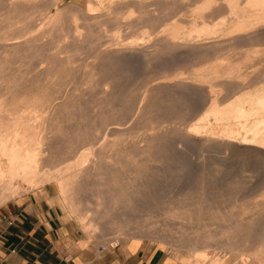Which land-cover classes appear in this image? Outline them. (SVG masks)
I'll list each match as a JSON object with an SVG mask.
<instances>
[{
	"label": "bare ground",
	"instance_id": "1",
	"mask_svg": "<svg viewBox=\"0 0 264 264\" xmlns=\"http://www.w3.org/2000/svg\"><path fill=\"white\" fill-rule=\"evenodd\" d=\"M96 1L98 2L97 4L89 3V6L85 11H82L81 9H75L72 7L71 9L68 8L65 11H59L55 14L50 13L51 14L50 15L49 12H46L47 7L49 9L48 6L49 4L47 5V3L45 2L46 4L40 6V4H43L44 1L43 3H40V0H0V75L6 67H7L6 68L7 72L13 74L14 72L13 73L11 72L13 68V67L11 68V65L14 64L17 65V70L22 73V74L20 73L21 76H18L19 79H14L11 77H10L11 79H9L7 76L4 75L5 71L0 77V88L3 87V90L0 91V206L5 204L9 200L17 197L18 194L20 195L21 191L19 190L22 184L26 186L28 185V187L38 188L42 184L56 181L60 186L59 189L60 192H62V195H66L67 192L70 193V191H68V187L73 179L76 180L84 179L92 174H95L98 166H100L103 163V162L100 163L101 161H97L95 159L90 160L91 163H87L89 161V157L92 154H95L96 152L95 150H97L96 148L99 147V145L98 146L96 145L101 139L100 137L101 134H103L104 137L107 138L108 136L111 137L120 136L122 135V131H124V129L120 128L121 126L126 127L124 125L127 124L129 125L133 124V126H137L139 123H141L144 120H145L144 122H146V120L151 121L154 110L155 108H157L155 107L156 103L155 104L153 103V98H154L153 96L155 94L160 96L161 93H164L166 91H172L175 92L176 94L177 93L182 94L183 92L189 91L193 87L198 85L197 83L195 84V82L198 81L197 75L199 74L207 75L208 72L213 74L212 75V77L214 76L213 82L215 81L210 87L211 89L209 90L211 96L209 100V106L205 107L206 112L202 118L200 117L201 118L200 121L198 122L199 119L198 120L196 119L198 123H194L192 127L191 126L189 127V129H185L187 128V124H185L186 127L185 128L182 127L183 128L182 131L186 132L190 136L189 141L194 146L200 145L202 143H213L219 146L220 148H222L223 151H225L226 153L237 149L251 150L260 153L264 152V0H120L119 5L115 9H113L114 6L113 4H112L113 6L110 5V7H112V9L110 8V11H112L115 15L112 18V20H114L113 22L115 23L117 30L118 27L119 28L124 27L126 29V32L129 34L128 36H126L125 39L122 37L124 40L131 39L127 43H124L122 39L121 41L123 43H120L121 42L119 40L120 37L119 38L116 37L115 33L114 34L111 33L113 36L112 35L109 36V34L100 30L99 26L102 24L103 20H99V17H96L95 15L98 14L99 11L103 10V8L106 7L109 1L108 0H96ZM58 2H59L58 0H52L51 5L56 6ZM114 2H118V1H114ZM63 14H66V16L68 14L69 16L73 15L72 16L73 21L81 20L83 21V23L81 22L82 24H76V25H72L73 24L72 23L71 27L69 23L67 24V26L69 25L70 28L64 30V28L66 27L63 26L64 27L63 28L62 24L60 25V22L62 21L63 18L62 17ZM106 14H109V12ZM37 15H39L40 17L41 15H43L44 17H42V19L47 18L49 20L48 23L47 20L46 22L43 19L48 24L47 25L48 28L44 32L40 31L41 33H37L39 31H36V29L39 28L36 27ZM106 20L107 19H105V21ZM110 20L111 19H109V21ZM40 23L42 22L40 21ZM101 27H102L101 29H103V25ZM82 29L84 30L85 33L82 32L83 31ZM96 29L99 31L98 38L96 37L97 36L95 34L96 32L94 33ZM120 32H123L125 34L124 30L123 31L120 30ZM195 32L198 34L195 35ZM45 37L48 38L51 37L49 39L52 38L53 39L48 43L47 42L43 43L46 40ZM105 37H108L109 39L104 41L103 39ZM68 38H71V41H69L70 40L69 39L68 40L69 42L67 43ZM61 41L63 42L62 46L60 47L57 46L56 43H61ZM53 45H56L57 48L59 47L60 50L58 51L55 50L56 52H52L53 49L52 47H54ZM105 45L106 47H104ZM114 45H119V46L113 47ZM102 46L104 49H101ZM241 49L243 50L239 51ZM84 50H87L86 52H88L89 50L92 53V56L90 55L92 57V58L90 57V59H92L91 62L90 61L87 62L86 60L82 62V60L78 57L79 54L84 53ZM238 55L241 56L246 55V57L247 56L255 57L256 59H258L257 60L258 63L262 64L263 66V68L259 70L258 73H255L253 77H250L247 83L246 81L244 80L242 81L241 79L240 82H233L235 80L232 79V75L234 74L235 70H238L240 67L236 68V66H233L237 62L235 63L233 62V60L230 59L231 57L233 56L235 57ZM131 56H136L141 60L143 59L147 67L144 68L148 69V72L150 74H148L147 77V73L145 72L146 73L145 77H147V81L145 80L146 83L145 84L143 83L144 87L143 90L141 89L142 92L139 98L133 101V103L130 101L128 105L124 106L125 105L124 104L121 106V102H119V99H121V97H123L124 95L121 96L122 94H120V91L116 89L117 86L116 87L114 86L110 77L108 78L104 76L105 74L103 73H102L103 75L100 76V74L101 71L104 72V70H106V68H104L105 61L119 60L120 62L122 61L127 62L129 60L132 61L130 59ZM116 65L117 63H115V66L113 65L111 66L116 67ZM31 67H33V69L35 67V70L37 69V71L39 70L38 74L40 78L39 80H37L39 82H34L32 83L33 85L28 87L27 86L28 84H26L27 81L25 82L23 80L25 78L27 79L29 78L26 75H29L28 73H30ZM77 68L80 70V72H83L87 76L85 77V81L83 80L85 85H92V84H93L92 86L95 85L96 86V87L94 86L95 88L98 87V89H100L99 91L101 95L99 97L109 100L110 105H116V107L117 105H120V108L118 112H116V115L115 113L114 115L112 114L113 116H110L109 114L110 118H108L109 116L107 118H102V121L104 122L99 123V125L100 124L102 125L98 127L95 125L96 127L95 128L93 127V132L91 131L92 133L87 138L84 144H82L80 147L73 146L74 149H72L71 151L75 153L74 157L78 159L76 163H74L75 165L69 163L65 165L70 160V159H66L63 160L62 163H60V165L64 164V166L58 169L60 165H58L57 167H51L49 165L50 154H53L56 146L53 145V142L55 140L53 131L54 128H56V126L62 120L63 113L60 110L68 106V104H70V100L73 97V92L71 93L69 89L68 90L66 89L64 91L59 90L60 95L56 96L54 95L56 90L55 92L52 89H51L52 91L51 90L48 91V88L52 85L53 87L62 86V85L67 86L68 84L67 83L63 84L64 82L63 83L60 82V79L65 76L64 73L68 71L70 72L76 70ZM185 73H190L192 75L190 81L183 76ZM247 74L249 73L247 72ZM247 74L243 75V77L247 76ZM96 76H98L99 78V80L96 79L97 81L94 78ZM111 76L113 77V74ZM78 83L80 82L78 81ZM70 86L68 88H70ZM139 86L140 84L138 85V87ZM214 86L215 87L219 86L225 90L227 89L226 94H222V96L215 95L216 91L214 92V90L212 89V87ZM22 88L25 89L21 90ZM43 88L47 89V91L45 90L46 91L45 92ZM129 88L131 89V87ZM130 89H129V93H130ZM88 93H90V91ZM93 104H95V102ZM82 105H86V104L82 103ZM192 108L190 113L189 112H188L189 114L187 113L190 116L189 118L194 119L196 116L198 118V116H200L198 115L200 112L191 113ZM115 109L117 110V108ZM176 112H180V111H176ZM78 114H80V112ZM89 114L90 113H88V115ZM183 114L184 113H182V115ZM179 115L181 116V114ZM37 119L39 120L36 123L37 125L31 123L32 120L36 121ZM211 120L213 121L212 123ZM65 121L67 120L65 119ZM97 122L98 121H96V123ZM146 127H148V125ZM83 131L84 130H82V133H84ZM123 135L125 134L123 133ZM145 136L143 135L144 138ZM111 137H109V139ZM143 140L145 141V139ZM137 143L138 142H136V144ZM125 145H127V143ZM160 146H162L161 143ZM149 147L150 146L148 145L144 151L142 150V154L139 155L140 161H142L141 158L152 155V148ZM156 149L158 148L156 147ZM182 150L183 149H181L180 151ZM71 151L69 152L71 153ZM107 152H109V149ZM56 154L59 156L58 153ZM147 157L143 158V160L146 161ZM180 157L181 156H179V158ZM56 159L57 158H55L54 160ZM105 162H106V166L108 167L107 171H109V169H114L115 167L114 163H112L114 165L113 166L109 161H107V159ZM115 163L117 164L119 162L115 159ZM132 163L135 164V162L133 161ZM55 168H57L58 170L57 171L55 170V172H53L52 170ZM51 171L53 173H51ZM98 178L100 179V176ZM130 181L134 182L135 178L130 176V180L128 182ZM98 184L100 185V191L93 193L92 196L93 199L95 200L93 202L95 206V217L93 215L92 217L94 218L86 222L85 215L92 210V207L88 204L87 207L80 209L77 206V204H75L74 212L80 211V213L76 212V214L78 216V219L82 222L84 229L86 230V232H88L90 238L98 237V230L100 229L102 236L116 234L115 241H119V242L126 241L127 238H129L126 237V235L130 237L132 235L130 231H128L126 228L123 227L124 223L127 221L126 219L128 218V214L127 217H124L122 215V210L123 208H125V204L120 203L123 199V196L120 193V191H122L123 189L120 190V188H114V191L117 190V192H115V194L112 193V195H109L108 192L103 190L105 184H103V181L101 179L99 180ZM72 187L73 186H71V188ZM191 188L193 189V186ZM186 189L187 188H185V190ZM72 199L73 198H71V200ZM73 202L74 201L72 200V203ZM127 203H129V201ZM169 211H170L169 213H172L173 215L174 214L183 215V217H186L184 215L187 214V212H189L190 209L183 208L182 210H180L179 208L176 209L171 208V210ZM123 214L125 215L126 213ZM116 216L118 218L117 219L118 222H113V219H110V222L111 223L113 222L114 224V228H111L112 226L108 224L109 221L108 218H112ZM106 219L108 220L104 224L103 222L106 221ZM188 220L191 221V218ZM101 223L103 224L101 225ZM221 230L223 231V229ZM176 231L178 232V230ZM224 233L225 234L222 235L224 237L226 236L227 241H229L231 239L230 237L232 236L231 235L232 229L229 228ZM211 237L212 234L209 231H206L201 235L199 234L198 239H196L195 243L196 245L198 243H201V245L199 247L194 245L191 248H189L188 257H186L185 259L181 260L180 259L181 257L175 254L176 258L179 260V264H219L218 259H216L215 257H209L206 251V248L208 247L209 244L208 242L211 240ZM132 238L133 239L129 238L130 243L132 245L136 244L135 243L136 240H139V237L138 238L132 237ZM129 239L127 240L128 242ZM133 240L134 242L132 243ZM119 244L121 245V243ZM194 261H196L197 263H195ZM225 263L226 262H224L223 264Z\"/></svg>",
	"mask_w": 264,
	"mask_h": 264
},
{
	"label": "rangeland",
	"instance_id": "2",
	"mask_svg": "<svg viewBox=\"0 0 264 264\" xmlns=\"http://www.w3.org/2000/svg\"><path fill=\"white\" fill-rule=\"evenodd\" d=\"M43 1H44V3H43ZM51 1L52 0H40V3H43V4H40V6H42L46 3H47V5L49 4L48 5L49 9L50 8L51 9L49 10L47 7V11H46V12H49V14L50 13L55 14L59 11H65L68 8L71 9L72 7L75 9H81L82 11H85L88 8L89 3H94V4L98 3L96 0H58L59 1L58 4L56 6H52ZM108 1L109 2L106 5L107 8L106 7L103 8V10L99 11L98 14L95 15L96 17H99V20H103L102 24L100 23L101 25L99 26L100 30L109 34V36L112 35L111 33H113V34L115 33L116 37H118V38L120 37L119 38L120 41L122 39V41L124 43H127L131 39H128V40H124V39L129 34L126 32V29L124 27L119 28L117 26L118 27V30H117L116 25L113 22L114 20H112V18L115 15L112 11H110V8L112 9V7H110V5L111 6L114 5L113 9H115L119 5L120 0H111L113 2L118 1V2H114L116 4H114L110 0H108ZM108 5H109V7H108ZM108 8H109V10H108ZM105 12L106 13L109 12V14H106ZM108 15L109 16L111 15V16L109 17ZM72 16L71 15L69 16V14L67 16H66V14L62 15L63 18L61 21L62 23L60 22V25L62 24V27L63 26L66 27V28L63 27L64 30L69 29L72 25L83 23V21H81V20L73 21ZM37 17H36V19L38 21L36 20V22H37L36 27H39V28H37L36 31H39L37 33H41L42 31L44 32L48 28V26H47L48 24L46 22L48 21V23H49V20L47 18L46 19L43 18L45 21L47 20L45 22L42 19V17H44L43 15H41V17L39 15H37ZM105 19H107V20L105 21ZM109 19H111L112 21L111 20L109 21ZM40 21L42 23H40ZM105 22H107V23H105ZM39 23H40V25H39ZM41 24H42V26H41ZM67 24H69L70 27H69V25L67 26ZM102 25H103V29H101ZM40 27L42 30L40 29ZM120 30L121 31L124 30L125 34L123 32H120ZM82 32L85 33L84 30ZM98 32L99 31L97 29L94 31V33L97 35L96 36L97 38H98ZM197 34L198 33L195 32V35H197ZM54 35H55V33H54ZM49 38H51V37H49ZM49 38L45 37L46 40L44 39L45 41L43 43H45V42L48 43L49 41H51L53 39V38L52 39H49ZM105 38L103 39L104 41L109 39L108 37H105ZM68 40L71 41V38L67 39V43L69 42ZM122 41L120 43H123ZM62 43L63 42L61 41V43H56V44H57V46L60 47V46H62ZM106 45H108V44H106ZM106 45L104 47H106ZM53 46L54 47H52L53 48L52 52H56V51L60 50V48L58 47L59 48L58 49L56 45H53ZM116 46H119V45H114L113 47H116ZM101 49H104L103 46ZM242 50L243 49H241L239 51H242ZM86 51L87 50H84V53L79 54L78 57L82 60V62H84L85 60L87 62H89V61L91 62L92 59H90V57L92 56V53L89 50H88V52H86ZM245 51H246V49H245ZM251 56H252V54H251ZM133 57H135V58H133ZM86 58L87 59L89 58V59L87 60ZM130 59L132 61H130V60L127 62L126 61L120 62L119 60H117V61L116 60L105 61L104 68H106V70H104V72L101 71V74H100V76L105 74L104 76H106L108 78L110 77L114 86L115 87L117 86L116 89L120 91V94H122L121 96L124 95L123 97H125V98L121 97L122 101H121V99H119V102H121V106L124 104H125L124 106L128 105L130 101L133 103V101H135L137 98H139V96L141 95V92L143 90V87H144L143 85L147 81L148 74H150L148 72V69H146L147 67H146V64L144 63L143 59L141 60L140 58H137L136 56H131ZM230 60H233V62H235V63L237 62L236 64L233 63V64H235L233 66H236V68L240 67L238 69L239 71L235 70L234 74L232 75V79L235 80L233 82H240L241 80L242 81L244 80L247 83V81H249L250 77H253L255 75V73H258V71L263 68L262 64H259L257 61L258 59H256L255 57H250V56L246 57V55H243V56L238 55L235 57L234 56L231 57ZM109 62H111V63H109ZM123 62H125V63H123ZM115 63H117V65L118 64L119 65L118 66L116 65V67H113V66H115ZM123 64H126V65H123ZM134 64H135V66H134ZM14 65H11V68L13 67L11 70L12 73L14 72L13 74H11L10 72H7V69H6L7 67H6L5 68L6 70L4 69L2 71L0 77L2 76V74L5 71L4 75L7 76L9 79H11V78L19 79L18 76H21L22 73L17 70V65L16 64H14ZM111 65H113V66H111ZM129 65H131V66H129ZM144 67H146V68H144ZM115 68H117V69H115ZM250 68H252L254 70H252ZM108 72H110V73H108ZM145 72L147 73V77H145L146 76ZM247 72L251 75L247 74ZM252 72H253V74H252ZM15 73H16V75H15ZM38 73H39V70L38 71H37V69L35 70V67H34V69H33V67L30 68V73H28L29 75H26L29 78L28 79L25 78L23 80L25 82L27 81L26 84H28L27 85L28 87L33 85L32 83H34V82H39V81H37L40 78ZM204 73H206V72H204ZM74 74H75V76H74ZM112 74H113V77L111 76ZM210 74L211 73L208 72L207 75H203V74L197 75L198 81L195 82V84L197 83L198 85H196L195 87H193L189 91L183 92L182 94H178V93L176 94L175 92H172V91H166L164 93H161L160 96L155 94L153 96L154 97L153 103L154 104L156 103L155 107H157V108H155V110H154L155 114L153 113L151 121L146 120V122H144L145 121L144 120L141 123H139L137 126H133V124L132 125H129V124L124 125L126 127L129 125L127 128L121 126L120 128L124 129V131H122V135H123V133L125 135H123V136L122 135L112 136V137L108 136V138H107V137H104L103 134H101V136H100L101 139L99 140L98 144L96 145V146L99 145V147L96 148V146H95V148L98 151L95 150L96 151L95 154H92L91 155L92 157L91 156L89 157V161L87 163H91L90 160H93V159H95L97 161H101L100 163H102V162L103 163L100 166H98L95 174H92L89 177L84 178V179H77V180L73 179L71 181V183L69 184V187H68V191H70V193L67 192L66 195H62V192H60V189H59L60 186L58 185V183L56 181L42 184L38 188L37 187H35V188L34 187H28V185L26 186V185L22 184L20 187V190H19V191H21L20 195L18 194L17 197H15L11 200H14L18 197L25 195V194H30L33 192L40 191L45 187L52 188V192L56 196L58 203L62 207L67 220H69L73 224V227L75 230V247L80 251L89 252L90 254H93V255H100L103 252H106V251H109V250L115 248L116 246H121V247H122V245H123V247L125 245L127 246L128 244H131L130 239H133L132 237H134V238L139 237V240H136L135 241L136 244H133V246L134 245H140V243L146 242V243H148L149 247H151L153 249L161 248L163 250L162 251L163 260L168 258V261H170V263H167V264H179V260L176 258V255H179L181 257L180 258L181 260L188 257L189 248H191L194 245L198 246V247L201 245V243H198V241H197V243H198L197 245L195 243L196 239H198L199 234L201 235L202 233L209 231V232H211L212 237H211V240L208 242L209 244H208V247L206 248V251H207L209 257H215L216 259H218L219 264H223L224 262H226L225 264H228V263L229 264L230 263L231 264H264V152L260 153V152H255V151H251V150H245V149H242V150L239 149L238 150L237 149V150H232V151L226 153L225 151H223L222 148H220L219 146H217L213 143H202L200 145L194 146L189 141L190 136L186 132L182 131L183 128L186 127L185 124H187V128H185V129H189V127L190 126L192 127L194 123H198L206 112L205 107L209 106V100L211 97L209 90L211 89L210 87L212 86V84L215 82V81L213 82V80H214L213 79L214 76L212 77L213 74H211V75ZM246 74H247V76L243 77V75H246ZM64 75L65 76L60 79V82H62V83L64 82L63 84L67 83L68 84L67 86L62 85V86H54L53 87V85H52V86H50L51 88L50 87L48 88V91H50L52 89L55 92V90H56V92L54 94L56 96L60 95V91H64L66 89L67 90L69 89V91L71 93L73 92V97L70 100V104H68V106H66L60 110L63 113L62 114V120L56 126V128H54V131H53L54 136H55V140L53 142V145H56L55 149L56 148L57 149L56 150L54 149L53 154H50L49 165L51 167H57L58 165H60V163H62L63 160H66V159H70V160L65 165H67L68 163L75 165L74 163H76V161L78 159L76 157H74L75 153L72 152L71 150L74 149V147H76V146L80 147L82 144H84L86 142L87 138L93 132V127L95 128L96 126L98 127V126L102 125V124L99 125V123L104 122V121H102V118H107L109 116V114H110V116H113L114 113L116 115V112H118V110L120 108V105H117V107H116V105H110L109 100H106V99H103L102 97H99L101 95L100 91H99L100 89H98V87L95 88L96 87L95 85H94L95 87L92 86L93 84L92 85H85L83 80L85 81V77H87V76L83 72H80V70L78 68L76 70H73L70 72L68 71V72L64 73ZM31 76H34V77H31ZM73 76L75 79L73 78ZM183 76L185 78H187V80H189V81L192 78V75L190 73H185ZM71 77H72V80H71ZM96 77H94L95 80L96 79L99 80L98 76H96ZM78 81L80 83H78ZM79 84H80V87H79ZM139 84H140V86L138 87ZM75 85H77V86H75ZM133 85H134V87H133ZM69 86H70V88H68ZM89 86L93 91L89 88ZM57 87L60 89H58ZM76 87H77V89H76ZM129 87H131V89ZM214 87H212V89L214 90V92L216 91L215 95H217V96H222V94H226V92H227V89L225 90L219 86H217L215 88ZM25 88H22L21 90H24ZM31 88H34V87H31ZM87 89L90 91L91 94L88 93L89 91ZM129 89H130V93H129ZM2 90H3V87L0 88V91H2ZM43 90L47 91V89H44V88H43ZM94 90H96V91H94ZM80 91H81V93H80ZM125 95H127V96H125ZM165 97H167V98H165ZM183 97H185V98H183ZM175 99H176V101H175ZM190 99L192 102L190 101ZM77 101H78V103H77ZM168 101L169 102L171 101V102L169 103ZM94 102H95V104H93ZM82 103L86 104V105H82ZM132 105H134V104H132ZM169 105H171V106H169ZM79 106H80V108H79ZM86 106H88V107H86ZM98 106H100V107H98ZM194 106H196V107H194ZM115 108H117V110ZM191 108H192L191 113H193V112L199 113L200 112L198 114V115H200V116H198V118H197V116L194 119L189 118L190 116L188 114L190 113ZM99 109H100V111H99ZM76 110L79 111L80 114H78L79 112H77ZM112 110H113V112H112ZM176 111H180V112H176ZM88 113H90V114L88 115ZM105 113H107V114H105ZM182 113H184V114L182 115ZM96 114H97V116H96ZM166 114H167V116H166ZM179 114H181V116ZM169 115H171V116H169ZM110 116L108 118H110ZM185 117L187 119L189 118L192 120H189V119L187 120ZM64 118L67 121H65ZM180 118H181V120H180ZM88 119H89V121H88ZM92 119H93V121H92ZM176 119H178V120H176ZM196 119L197 120L199 119L198 122L196 121ZM63 120L65 121V123ZM32 121H31L32 124L33 123L36 124L37 121H39V120L38 119L36 121L34 120L35 122L34 121L32 122ZM96 121H98V122L96 123ZM212 122L213 121L211 120V123ZM147 125H148V127H146ZM144 126H145V128H144ZM63 127H65V128H63ZM79 128H80V130H79ZM132 128H133V130H132ZM153 128H154V130H153ZM163 128H164V130H163ZM90 129H92V130H90ZM145 129H146V131H145ZM150 129H152V130H150ZM72 130H73V133H72ZM75 130H76V132H75ZM82 130H84L83 131L84 133H82ZM147 130H148V132H147ZM70 131H71V133H70ZM180 131H182V132H180ZM58 132H60V133H58ZM144 132H145V134H144ZM64 134L67 135L68 137L65 136ZM126 134H128V135H126ZM132 135H133V137H132ZM143 135L144 136L146 135L145 138L143 137ZM74 136H75V138H74ZM76 137H78V138H76ZM109 137H111L113 139H111V138L109 139ZM143 139H145V141ZM108 140H111V141H108ZM141 141L142 142L144 141V142L142 143ZM128 142H130V143H128ZM136 142H138V143L136 144ZM126 143H127V145H125ZM160 143L162 146H160ZM64 144H65V146H64ZM73 144H75V145H73ZM148 145L150 146L149 148H152V155L153 156L152 155L148 156V157L145 156L143 158L147 157L148 161L143 160V158H141L142 161H140L139 155L142 154V150L144 151ZM156 147L158 149H156ZM117 148H119L120 151ZM108 149H109V152H107ZM159 149H160V152H159ZM181 149H183V150L180 151ZM69 151H71V153ZM128 151H130V152H128ZM132 151H134V152H132ZM62 152H65V153H62ZM56 153H58L60 157ZM116 153H117V155H116ZM121 153L124 155H122ZM61 156H62V158H61ZM179 156H181V157L179 158ZM175 157H176V159H175ZM55 158H57V159L54 160ZM188 158H190V159H188ZM106 159L111 164L114 163V165H115L114 169H109V171H107L108 167L106 166V162H105ZM115 159L119 162V163H117L119 166L115 163ZM113 160H114V162H113ZM181 160H182V162H181ZM128 161H130V162H128ZM132 161L135 162V164L132 163ZM62 166H64V164H61L58 167V169H60ZM46 169H48V168H46ZM58 169L55 168L52 171L55 172V170L57 171ZM52 171H51V173H53ZM103 171L104 172L106 171V172L104 173ZM97 174L100 176V179L103 181V184H105L103 187V190L108 192L109 195H112V193L115 194V192H117V190L114 191V188H120V190L123 189L122 191L119 190L123 196V199H122L123 202L121 201L120 203L125 204V208H123V210H122V215L124 217H127V214H128V218L126 219L127 221L125 220L126 222L124 223L123 227L126 228L128 231H130V233L132 235L131 237L126 235V237L130 238V239L127 238V240L129 239V242L127 240L126 241H120V242L115 241L116 240V237H115L116 234L102 236L100 229L98 230V237L90 238L88 235V232H86V230L84 229V227L82 225V222L78 219V216L76 214V212L80 213V211L74 212L75 204H77L79 209L85 208L88 205H90L92 207V210L85 215L86 216L85 220H86V222H88L90 219H93L95 217V206L93 203L95 200L93 199L92 196H93V193L100 191V185L98 184L100 179L98 178L99 176ZM130 176L135 178L134 182L133 181L128 182L130 180ZM74 180H76V181H74ZM74 184H76V185H74ZM71 186H73V187L71 188ZM192 186H193V189L191 188ZM32 188H34V189H32ZM185 188H187V189L185 190ZM183 191H184V193H183ZM179 192L181 195L179 194ZM22 193H23V195H22ZM72 193H73V195H72ZM173 195H174V197H173ZM71 198H73L72 199L74 201L73 203H72ZM11 200H9V201H11ZM128 201H129V203H127ZM8 202H6V203H8ZM5 204L1 205L0 208L2 206H4ZM71 204H73V205H71ZM171 208H174V209L179 208L180 210H182L183 208H186V209H190V211L184 215L186 217H183V215H175V214L173 215L172 213H169L170 212L169 210H171ZM123 213H126V214L124 215ZM184 213H186V212H184ZM191 214H193V215H191ZM93 215H94V217H92ZM190 218H191V221L188 220ZM108 219H109L108 224H110L112 226L111 228H114L113 222H118L117 216L112 217V218H108ZM108 219H106V221H104L103 223L105 224V222H107ZM110 219H113L112 223L110 222ZM103 223H101V225ZM181 225H182V227H181ZM227 227L232 229V234H231L232 236L230 237L231 239L229 241H227L226 236L224 237L222 235V234H225L224 232L229 229ZM196 229H199V230H196ZM202 229H203V231H202ZM221 229H223V231ZM160 230H161V232H160ZM176 230H178V232ZM150 234H152V235H150ZM155 234H157V235H155ZM137 235H138V237H137ZM233 235H235V236H233ZM155 237L160 238V239H157ZM236 237H237V239H236ZM105 238H107V239H105ZM220 238H221V240H220ZM185 241H186V243H185ZM224 241L226 244L224 243ZM82 242H83V244H82L83 247L81 246ZM113 242H114V244H113ZM133 242H134V240L132 241V243ZM119 243H121V245ZM171 243H173V244H171ZM211 243L212 244L214 243V244L212 245ZM176 245H177V247H176ZM217 246L219 247V249ZM230 246H232V247H230ZM194 262L197 263L196 261H194Z\"/></svg>",
	"mask_w": 264,
	"mask_h": 264
},
{
	"label": "crops",
	"instance_id": "3",
	"mask_svg": "<svg viewBox=\"0 0 264 264\" xmlns=\"http://www.w3.org/2000/svg\"><path fill=\"white\" fill-rule=\"evenodd\" d=\"M162 251L146 242L116 246L100 255L78 250L73 224L50 187L25 194L0 208V264L170 263L168 258L163 260Z\"/></svg>",
	"mask_w": 264,
	"mask_h": 264
}]
</instances>
